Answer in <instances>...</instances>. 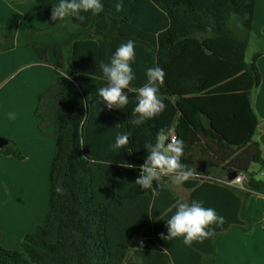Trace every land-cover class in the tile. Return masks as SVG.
Instances as JSON below:
<instances>
[{
    "label": "trees",
    "instance_id": "16d2710c",
    "mask_svg": "<svg viewBox=\"0 0 264 264\" xmlns=\"http://www.w3.org/2000/svg\"><path fill=\"white\" fill-rule=\"evenodd\" d=\"M37 1L47 26H2L0 49L31 48L42 65L49 53L54 58V82L35 108L41 135L55 138L48 208L44 223L26 233L18 249L0 246V264H220L216 237L232 226L250 231L254 224L241 213L264 189V178L250 170L259 163L261 171L263 162L251 99L261 81L258 54L245 60L256 0H123L120 11L115 0H102L101 13L62 21L51 19L58 0ZM129 39L136 53L130 86L143 85L148 67L165 74L160 95L166 107L139 126L129 123L135 92L122 110L108 109L97 94L107 84L100 62ZM162 129L184 141L181 162L195 172L180 184L189 191L186 200L166 176L153 181L155 197L135 184L144 145ZM118 133L128 135L127 144L112 150ZM7 142L0 153L22 159L17 144ZM233 171L245 175V189L220 181ZM192 200L214 208L223 224L211 225L213 234L191 246L182 237L163 239L177 201ZM133 236L142 242L129 255Z\"/></svg>",
    "mask_w": 264,
    "mask_h": 264
},
{
    "label": "clouds",
    "instance_id": "9594fccd",
    "mask_svg": "<svg viewBox=\"0 0 264 264\" xmlns=\"http://www.w3.org/2000/svg\"><path fill=\"white\" fill-rule=\"evenodd\" d=\"M122 3L123 0H115L116 11L121 10ZM102 11V0H58L52 6L51 19L62 21L66 17H75L83 20L81 13L99 14ZM135 57V42L129 39L115 49L108 62H100L99 68L107 84L98 88L97 94L108 109L122 110L129 103L128 93L135 92L136 103L129 123L139 126L165 109L166 105L160 95L165 74L158 66L148 67L145 69L146 79L143 85L138 88L130 86L135 80L132 67ZM60 76L66 77V72H61ZM12 115L10 113L9 117L11 118ZM127 141L128 135L118 133L110 148L119 150L127 144ZM144 148L147 150V156L139 168L140 175L135 180V184L141 189L151 190L154 197L158 192L153 187V181L159 182L166 176L172 184L180 185L195 176L194 170L181 162L184 153L182 139L169 140L162 129L156 136L155 142L145 143ZM125 166L132 167L130 164ZM158 187H168V185L158 184ZM223 222V217L218 215L214 208L204 207L203 201H177L174 213L166 220L167 235L162 238L171 240L182 237L183 244L191 246L193 241L213 234L211 225H222Z\"/></svg>",
    "mask_w": 264,
    "mask_h": 264
},
{
    "label": "crops",
    "instance_id": "0c3cea01",
    "mask_svg": "<svg viewBox=\"0 0 264 264\" xmlns=\"http://www.w3.org/2000/svg\"><path fill=\"white\" fill-rule=\"evenodd\" d=\"M17 1L18 0H0V26L16 24L17 31H20L25 24L34 30L45 28L47 26V19L39 1H29V3L26 4L28 10L25 12L21 9H14L16 4H22ZM248 48L252 52L250 59L254 54H258L256 65L261 76V81L259 86L252 91L251 99L252 107L258 118L257 133L254 138L258 141L261 149V157L264 158V0L255 1L252 30L247 45V49ZM30 57L32 59H30L29 64L39 66L37 68L45 75L44 87L41 84L39 85L40 91H36L37 96L38 93L40 94L44 91L43 88H45V84L48 87L53 84L52 82H54L55 76L52 74L51 67L47 66L50 70H46L47 68H43L45 66L36 62L37 57L35 53L33 57L30 53ZM48 58L51 60L49 56ZM51 63L53 62L51 61ZM21 66L20 69L25 65ZM23 73H25V80L23 83H34L35 80L31 82V76L28 70ZM37 73L38 72H36V74ZM39 75H41V73ZM34 101L32 105L33 112L35 109ZM30 129L29 133L26 132L17 137H7V135H3L4 133L0 131V135L9 139L12 138L11 140L17 144L23 153L22 159H17L13 156H6L0 153V205L6 202L10 205V208L17 207L18 210L22 207L28 209L32 204L30 196L27 197L23 192L21 193L19 188L20 185H22L24 191L30 192L32 189L34 192H37V178L39 179V182L45 183L48 176L49 183L48 172H50L51 163L55 153V138L43 137L40 131L36 130L35 121H33ZM29 158L32 159L31 163L28 162ZM5 182L8 183L10 190L6 187ZM187 198L182 199L186 200ZM251 201L259 205V212L253 215H246L247 218H250L254 223L252 229L248 232H244L239 226H232L227 232L223 233L224 235L222 234V238L230 234L238 236L239 240H237V242L222 239L223 242L219 243L220 236H218L215 240L216 260L218 263L230 264V261L232 262L230 256L232 255L236 257L234 261L238 264H255V262H259L261 258H264V222L261 221L259 223L256 221L259 220L258 214H260L261 218H264V189L261 191H255L249 197L247 203V205L249 204V207ZM242 214L243 213H241V215ZM224 248L226 249V252L223 251Z\"/></svg>",
    "mask_w": 264,
    "mask_h": 264
},
{
    "label": "rangeland",
    "instance_id": "374dc122",
    "mask_svg": "<svg viewBox=\"0 0 264 264\" xmlns=\"http://www.w3.org/2000/svg\"><path fill=\"white\" fill-rule=\"evenodd\" d=\"M17 2H20L22 4L21 5L16 4L14 6V9L15 8L21 9L24 12L28 10L26 4L29 3V1L18 0ZM246 50L247 51L245 54L246 55L245 60L249 62L252 52L250 51L249 48L248 49L246 48ZM30 53L32 54L33 57L34 52L31 48L15 47L8 50L0 49V131L4 133L3 135H7V137H17L22 134H25L26 132L29 133L33 121H35L36 123V130L40 131V129L38 128L39 118L35 115V109L33 112L32 105L34 98L36 97L34 101L36 108L38 102V94H39L38 93L36 96V91L38 92V90L40 89L39 88L40 84L43 85L44 87L45 75L44 73L40 72V70L37 68L39 66L29 64L30 59H32L30 57ZM48 56L51 58V60H49L48 58L49 64L46 65L43 64V66H45L43 68H47L46 70H50L49 67L52 68L51 61L53 62L54 59L52 53H49ZM21 65H25V66L20 69V67H22ZM27 70L30 72L31 82L35 80L34 83L36 85L33 82H32L33 84L23 83V81L25 80V73L23 72H26ZM35 71L38 73L36 74ZM40 73L41 75H39ZM52 74H54L53 68H52ZM46 87L48 86H46L45 84V88ZM45 88L43 89L45 90ZM10 113L13 114L11 118L9 117ZM3 135L0 136L5 137ZM28 162L31 163L32 159L29 158ZM250 170L256 172L258 177L264 178V175L261 174L260 172L259 163H253L250 167ZM215 172L216 170L213 171V173L216 175ZM218 173L220 172L218 171ZM5 183H6V187H8V190H10L8 183L7 182ZM48 186H49L48 176H47V181L45 180V183L39 182V179L37 178V182H36L37 192H34L32 189L30 190V192L24 191L22 185H20L19 188L21 193L23 192L27 197L30 196V200L32 201V204L28 209L23 207L20 208V210H18L17 207L10 208V205L7 204L6 202L0 205V246L7 249H18L22 237L26 233L33 232L38 225L44 223L48 208V197H49ZM172 189L181 198H187L188 196L187 189L181 187L180 185H175V184H172ZM258 207L259 205L251 201L250 207L248 204L245 210L242 212L243 214L241 216L243 218H247L246 215L256 214L257 212H259ZM258 219L259 220L256 221H258L259 223L261 221L264 222V218H261L260 214H258ZM239 227L241 228V226ZM223 235L222 234L218 235L220 236L219 243L223 242L222 239L231 240L233 242H237V240H239L238 236H234L232 234L222 238ZM141 242H142V238L140 236L132 237L130 241L129 255L137 246L141 244ZM225 250L226 249L224 248L223 251L226 252ZM230 257L234 264H238L236 261H234L236 257H234L233 255ZM263 260L264 258L263 259L261 258L260 261L255 262V264H264ZM232 262L230 261V264H233Z\"/></svg>",
    "mask_w": 264,
    "mask_h": 264
},
{
    "label": "built area",
    "instance_id": "2783aa9c",
    "mask_svg": "<svg viewBox=\"0 0 264 264\" xmlns=\"http://www.w3.org/2000/svg\"><path fill=\"white\" fill-rule=\"evenodd\" d=\"M175 138V134L171 133L169 135V139H173ZM261 174L264 175V158H263V162L261 165ZM222 183L230 186V187H234V188H238V189H245L243 186V183L245 181V175L244 174H237L235 177H233L232 179H228L227 177L225 179L220 180Z\"/></svg>",
    "mask_w": 264,
    "mask_h": 264
},
{
    "label": "water",
    "instance_id": "95a60500",
    "mask_svg": "<svg viewBox=\"0 0 264 264\" xmlns=\"http://www.w3.org/2000/svg\"><path fill=\"white\" fill-rule=\"evenodd\" d=\"M7 143H8L7 142V138L0 136V148L4 147ZM197 170L200 171V172H202L204 170V162H200L199 163V166H197ZM235 176H236V172L235 171L227 174V178L228 179H232Z\"/></svg>",
    "mask_w": 264,
    "mask_h": 264
}]
</instances>
